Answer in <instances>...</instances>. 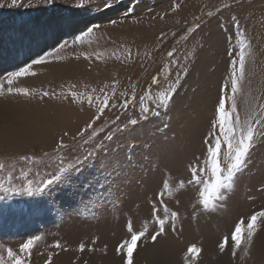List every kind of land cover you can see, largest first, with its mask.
<instances>
[{
	"label": "rangeland",
	"instance_id": "1",
	"mask_svg": "<svg viewBox=\"0 0 264 264\" xmlns=\"http://www.w3.org/2000/svg\"><path fill=\"white\" fill-rule=\"evenodd\" d=\"M263 13L264 0H0V130L18 121L38 134L0 146V184L10 189L0 191L2 264H13L9 249L27 264H125L118 247L129 222L147 228L133 264H264V219L250 248L219 247L264 210ZM221 99L229 112L236 105L237 135L249 124L255 135L226 199L206 210L202 185L189 181L193 166L206 167L205 141L219 137ZM8 103L28 116L9 119ZM220 161L226 172V146ZM157 218L165 232L152 242ZM30 239V254L21 253ZM192 245L200 251L186 258Z\"/></svg>",
	"mask_w": 264,
	"mask_h": 264
},
{
	"label": "snow or ice",
	"instance_id": "2",
	"mask_svg": "<svg viewBox=\"0 0 264 264\" xmlns=\"http://www.w3.org/2000/svg\"><path fill=\"white\" fill-rule=\"evenodd\" d=\"M16 0H12L13 5L15 4ZM106 7H110V5H105ZM91 31V30H89ZM44 61L36 60L34 61L35 64H41ZM235 69V64L233 65ZM239 75H237L236 70L233 71L232 74V81H231V91L233 93V97L239 91L240 81L244 78L245 74V56L243 50H241V55L239 57V68H238ZM28 74V69H21L19 72L12 73L13 77H20L23 75ZM34 74V73H33ZM9 85L13 83V80L9 79L7 81ZM7 91L11 94L13 92V88L9 87ZM3 92V86L0 85V94ZM17 94L20 95H29L27 90H16ZM44 95H48L44 93ZM159 104L161 106L166 105L168 97L166 93H161L159 96ZM105 106H107V101L105 100ZM232 111L229 112L226 110V101L225 99H221L216 110L217 116L216 120L213 123V129L216 126H219V137L215 131L211 133L212 139H214V143L211 140L205 141L207 145L206 150V159L203 161V165L206 167H201L197 169L195 166L192 167V179L189 183L195 182L198 185H202L199 190V203L206 209H213L216 206V201L226 199L225 192L230 191L233 187V180L235 175L244 167L246 160L249 156L250 150L253 145V139L255 135V131L251 124H249L246 128L240 129L239 136L237 135V125L239 124V118L235 117V121L233 119V113L236 112V105L233 102L232 104ZM145 112L148 110L145 109ZM158 114V113H157ZM132 124H135L136 121H131ZM63 147V145H61ZM222 146H226L227 148V158H228V165L227 171L225 172L221 166L220 156L222 151ZM3 168V165H0V169ZM208 171L211 174V180H204L202 181L199 176L198 172ZM53 181L49 180L47 182L48 185L52 184ZM165 188L168 187V184L165 183ZM184 186V182H180V187ZM44 189L41 188L39 191H43ZM0 191H10V189H4L3 185L0 184ZM29 195H33L34 193L29 188L26 190ZM19 194V193H17ZM154 209V213H155ZM165 211H167L165 209ZM176 213H172V217L175 218ZM261 219H264V210L258 211L254 213L252 216L248 218L247 223L241 219L235 225L234 230L231 234V237L225 236L220 243L219 247L220 250L223 252L230 243L234 246V248L238 249L241 247L242 244L246 245L247 247H251L253 237L256 235L257 232V223ZM165 219L157 218L156 223L159 225V230L156 231L154 234L150 236L152 242H156L157 237L164 234L165 232ZM128 232L131 234L130 239H125L121 242L118 247V251L121 249L127 250V259L125 264H133V249L136 247L137 242L141 240L147 234V228L145 227L143 230L136 232L133 230V226L131 222H129ZM34 239L38 240L39 237H35ZM33 245V240H29L27 243L21 246V253H29L30 248ZM59 247V244L56 245ZM84 245H80V250L83 251ZM200 249H198L195 245L189 247L187 256H195L199 253ZM7 255L10 259H12L13 264H27L26 260L23 256H17L13 253L11 249L8 250ZM233 255H235V251H233ZM3 258L0 257V264H2Z\"/></svg>",
	"mask_w": 264,
	"mask_h": 264
},
{
	"label": "bare ground",
	"instance_id": "3",
	"mask_svg": "<svg viewBox=\"0 0 264 264\" xmlns=\"http://www.w3.org/2000/svg\"><path fill=\"white\" fill-rule=\"evenodd\" d=\"M263 15H264V13H263ZM262 15V16H263ZM260 18V17H259ZM261 19V18H260ZM259 19V20H260ZM262 21V20H261ZM72 66V65H71ZM69 70V69H68ZM1 99V98H0ZM18 104V103H17ZM6 105V104H5ZM6 107L7 108H14L13 110L15 111L13 114H11L10 116H8L9 117V119H25L26 118V116H28V115H26V111H25V109H23L22 107H20L19 106V104L17 105V106H14V104L13 103H8L7 105H6ZM6 108V109H7ZM0 109H2V111H3V99L2 100H0ZM11 111V110H10ZM12 113V112H11ZM16 118H15V117ZM79 117V116H78ZM38 119H41V120H43L44 118L43 117H39ZM79 119H81V117H79ZM10 121V120H9ZM1 123V122H0ZM17 123V124H16ZM16 123H14V124H11L10 126H11V129H9V130H6L5 132H3L2 130H0L1 132H0V146H2V147H11V146H13V145H16V144H18V143H21L20 145L21 146H23L27 141H29V140H31V139H35V138H37V136H38V134L37 133H33V132H31V131H28V129L30 128V125H29V127L28 126H25V125H21L20 124V122H16ZM1 125V124H0ZM3 125H5V124H3ZM6 127V126H5ZM0 129H1V127H0ZM33 129V127L30 129V130H32ZM37 130H39V129H37ZM24 133H23V132ZM33 131V130H32ZM22 132V133H21ZM36 132V131H35ZM17 134L18 135H22V136H24L22 139L20 138H18L17 137ZM7 145V146H6ZM19 145V144H18ZM19 145V146H20ZM16 147V146H15ZM169 252V251H168ZM168 254V253H167ZM95 258V257H94ZM113 261L114 260H112V258H107V259H105V260H103L102 262H104L105 264L107 263V264H114L113 263ZM95 262H96V260H95ZM167 262V258H164V259H161V260H159V263H163V264H165ZM65 264V263H64ZM238 264H239V262H238Z\"/></svg>",
	"mask_w": 264,
	"mask_h": 264
}]
</instances>
